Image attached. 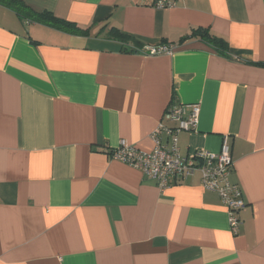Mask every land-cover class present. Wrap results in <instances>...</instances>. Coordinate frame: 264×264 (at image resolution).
Returning a JSON list of instances; mask_svg holds the SVG:
<instances>
[{
	"label": "crops",
	"instance_id": "1",
	"mask_svg": "<svg viewBox=\"0 0 264 264\" xmlns=\"http://www.w3.org/2000/svg\"><path fill=\"white\" fill-rule=\"evenodd\" d=\"M22 1L89 35L0 5V264H264V0ZM194 104L180 153L228 137L236 235L199 173L161 191L110 156L152 151L165 112Z\"/></svg>",
	"mask_w": 264,
	"mask_h": 264
},
{
	"label": "built area",
	"instance_id": "2",
	"mask_svg": "<svg viewBox=\"0 0 264 264\" xmlns=\"http://www.w3.org/2000/svg\"><path fill=\"white\" fill-rule=\"evenodd\" d=\"M158 9L171 8L173 0H153ZM151 55L171 54L170 49L160 47L148 49ZM200 105L173 107L164 114V120L175 125L167 127L162 123L151 135L155 144L152 151L146 152L121 141L110 153L112 159L141 171L155 181L161 191L185 180L197 173L201 176L205 190L217 193L229 210V223L233 233L238 234L241 224L238 214L247 208L242 189L231 182L230 176L234 162L228 137H224L221 151H197L191 156H182L178 145V136L182 132L195 131L199 123ZM168 138L162 139V134Z\"/></svg>",
	"mask_w": 264,
	"mask_h": 264
},
{
	"label": "trees",
	"instance_id": "3",
	"mask_svg": "<svg viewBox=\"0 0 264 264\" xmlns=\"http://www.w3.org/2000/svg\"><path fill=\"white\" fill-rule=\"evenodd\" d=\"M0 5L11 8L24 18H29L34 22L52 26L58 30H63L70 34H77L81 36L89 35V29H81L77 25L63 21L49 12L36 14L32 11H28V7L25 6L22 0H0ZM209 40H211V38H209ZM213 45L223 49L225 46H227V43L221 39H213Z\"/></svg>",
	"mask_w": 264,
	"mask_h": 264
}]
</instances>
